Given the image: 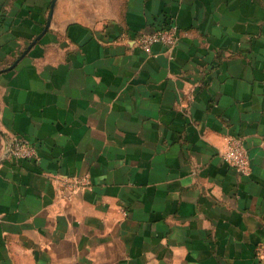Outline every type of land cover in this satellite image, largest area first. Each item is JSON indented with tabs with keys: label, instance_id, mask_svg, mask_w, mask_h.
Instances as JSON below:
<instances>
[{
	"label": "crops",
	"instance_id": "1",
	"mask_svg": "<svg viewBox=\"0 0 264 264\" xmlns=\"http://www.w3.org/2000/svg\"><path fill=\"white\" fill-rule=\"evenodd\" d=\"M52 4L0 0V264H264V0Z\"/></svg>",
	"mask_w": 264,
	"mask_h": 264
},
{
	"label": "built area",
	"instance_id": "2",
	"mask_svg": "<svg viewBox=\"0 0 264 264\" xmlns=\"http://www.w3.org/2000/svg\"><path fill=\"white\" fill-rule=\"evenodd\" d=\"M179 29L176 25H170L166 28L156 31L150 35H139L136 42L142 50L150 54L155 44H163L168 48H174L179 42ZM8 156L19 160H38L39 154L37 148L26 140L15 138L9 143L7 149ZM225 164L233 168L239 175H249L250 161L248 154L240 139L230 137L227 139V147L222 154ZM73 187L79 185L78 181L71 183ZM256 256L264 261V238L256 247Z\"/></svg>",
	"mask_w": 264,
	"mask_h": 264
},
{
	"label": "water",
	"instance_id": "3",
	"mask_svg": "<svg viewBox=\"0 0 264 264\" xmlns=\"http://www.w3.org/2000/svg\"><path fill=\"white\" fill-rule=\"evenodd\" d=\"M56 1H57V0H53L52 9H51V15L53 14V10H54V7H55V3H56ZM50 20H51V18H50ZM50 20H49V22H48V24H47V28H46L45 31H47L48 28H49V25H50V23H51Z\"/></svg>",
	"mask_w": 264,
	"mask_h": 264
}]
</instances>
